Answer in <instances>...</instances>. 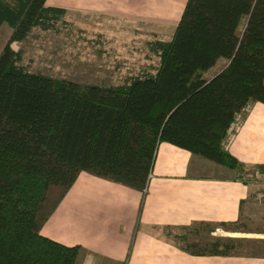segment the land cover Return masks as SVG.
Masks as SVG:
<instances>
[{"label": "trees", "instance_id": "16d2710c", "mask_svg": "<svg viewBox=\"0 0 264 264\" xmlns=\"http://www.w3.org/2000/svg\"><path fill=\"white\" fill-rule=\"evenodd\" d=\"M64 14L48 0H0V27H11L0 51V264H76L81 246L42 228L79 175L142 192L162 142L240 177L264 175V164L247 170L225 147L242 110L264 103V0H188L171 40L149 42L159 55L156 70L111 86L22 64L13 44L35 27L59 32ZM234 249L218 240L203 251L227 256Z\"/></svg>", "mask_w": 264, "mask_h": 264}, {"label": "crops", "instance_id": "0c3cea01", "mask_svg": "<svg viewBox=\"0 0 264 264\" xmlns=\"http://www.w3.org/2000/svg\"><path fill=\"white\" fill-rule=\"evenodd\" d=\"M187 2L48 0L49 5L64 9V25L121 30L126 36L146 37L148 47L150 41L171 40ZM10 32L4 22L0 51ZM22 44L13 45L19 49ZM149 51L156 54L150 47ZM231 135L225 147L247 170L264 164V103L252 102L242 110ZM262 176L240 177L234 169L162 142L146 194L82 172L42 233L67 245H80L76 264H264V256H223L192 249V244L207 240L208 229L212 235L242 233L226 226L247 213L256 192L264 190Z\"/></svg>", "mask_w": 264, "mask_h": 264}, {"label": "rangeland", "instance_id": "374dc122", "mask_svg": "<svg viewBox=\"0 0 264 264\" xmlns=\"http://www.w3.org/2000/svg\"><path fill=\"white\" fill-rule=\"evenodd\" d=\"M64 24H59V32L35 27L23 41L19 49L23 51L22 64L29 71L79 83L111 86L122 83L131 75L154 72L159 65V55L150 53L146 37L126 36L127 33L121 30ZM220 66L221 63L209 69L205 77L210 78L217 73ZM257 203L258 200H254L235 225L226 226L244 234L231 237L220 231L212 235V229H208L207 240L202 244H192V249L206 250L211 248V243L222 240L225 244L234 245L230 255L264 256V240L257 239L264 238V207L260 205L264 202Z\"/></svg>", "mask_w": 264, "mask_h": 264}, {"label": "built area", "instance_id": "2783aa9c", "mask_svg": "<svg viewBox=\"0 0 264 264\" xmlns=\"http://www.w3.org/2000/svg\"><path fill=\"white\" fill-rule=\"evenodd\" d=\"M235 122H236V121H235ZM232 126H233V124H232L231 127H230V130H229V136H228V138H227V141L230 140V138L232 137V135H231V132H232ZM227 141H226V142H227ZM261 175H262L261 171H260V170H257L256 173H255V176L258 178V177H260ZM151 176H152V171H151V173L149 174V180H150V177H151ZM148 183H149V182H148ZM148 185H149V184H147L146 187L144 188V190L142 191L143 194H146V192H147V190H148ZM256 199L258 200L259 203H263V202H264V190H260V191L257 192V194H256Z\"/></svg>", "mask_w": 264, "mask_h": 264}]
</instances>
